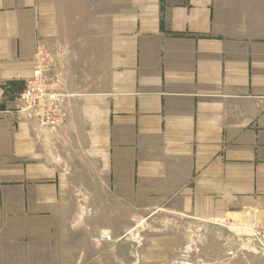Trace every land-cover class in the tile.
Wrapping results in <instances>:
<instances>
[{"label":"crops","instance_id":"crops-1","mask_svg":"<svg viewBox=\"0 0 264 264\" xmlns=\"http://www.w3.org/2000/svg\"><path fill=\"white\" fill-rule=\"evenodd\" d=\"M38 43L53 130L19 100ZM162 210L264 238V0H0V264H82L79 222Z\"/></svg>","mask_w":264,"mask_h":264},{"label":"rangeland","instance_id":"rangeland-1","mask_svg":"<svg viewBox=\"0 0 264 264\" xmlns=\"http://www.w3.org/2000/svg\"><path fill=\"white\" fill-rule=\"evenodd\" d=\"M96 216L76 226L82 264H264L261 234L236 229L227 221L162 210L156 215L141 211L138 224L125 219L117 225L108 219L101 225L98 211Z\"/></svg>","mask_w":264,"mask_h":264},{"label":"built area","instance_id":"built-area-1","mask_svg":"<svg viewBox=\"0 0 264 264\" xmlns=\"http://www.w3.org/2000/svg\"><path fill=\"white\" fill-rule=\"evenodd\" d=\"M66 97L61 76L54 66L53 52L45 44L38 43L31 74L19 96L22 111L40 126L53 130L66 116ZM105 238L108 239L109 236Z\"/></svg>","mask_w":264,"mask_h":264}]
</instances>
